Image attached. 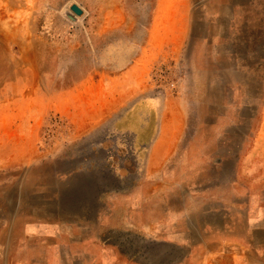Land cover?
Returning <instances> with one entry per match:
<instances>
[{"label": "rangeland", "instance_id": "374dc122", "mask_svg": "<svg viewBox=\"0 0 264 264\" xmlns=\"http://www.w3.org/2000/svg\"><path fill=\"white\" fill-rule=\"evenodd\" d=\"M154 4L0 0V264L176 261L181 248L163 239L184 225L149 229L133 219L150 212L162 223L164 210L183 206L182 185L192 180L212 183L213 195L226 199L236 181L238 208L244 192L252 195L247 222L237 212L225 227L220 217L209 219V249L236 250L230 235L251 234V263H263L264 0L194 1L196 29L186 48L153 58L146 92L178 98L188 124L163 176H145L127 159L126 142L104 144L105 129L79 135L76 108H61L70 85L114 59L106 44L147 25ZM148 184L160 191L144 201Z\"/></svg>", "mask_w": 264, "mask_h": 264}, {"label": "crops", "instance_id": "0c3cea01", "mask_svg": "<svg viewBox=\"0 0 264 264\" xmlns=\"http://www.w3.org/2000/svg\"><path fill=\"white\" fill-rule=\"evenodd\" d=\"M154 1L149 23L136 26L133 32L126 31L123 36L108 42L105 46L106 55L114 59L102 63L100 69L86 72L74 85H70L64 92L68 99L64 100L61 107L68 114L76 108L72 113H76L78 119L76 131L79 135L90 137L97 130L105 129L104 144L107 141L118 147L126 142L125 145L130 150L126 154L127 159H132L139 169L143 168L147 177L163 176L166 173L167 162L176 145L182 142L188 125L182 102L178 98L146 92L148 68L153 58L174 57L186 48L195 33L193 21L197 10L193 7V2L197 0ZM136 29L138 30L135 32ZM141 30L143 35L140 38L137 33ZM32 127L29 123L28 128ZM38 127L36 126L37 134ZM117 151L120 152V149ZM192 182L182 185L183 206L164 210L162 217L165 220L162 223L156 221L150 212L143 213L148 214L146 220L133 219V223L148 225L149 229L152 226L156 229L159 224L175 226L180 223L185 226L179 236L173 232L175 235L163 239V242L175 245L182 251L176 261L168 264H252L250 258L254 241L251 234L232 233L227 241L236 250L221 253L220 250L209 249L212 237H209V229L206 228L211 223V217H220V225L225 227L223 219L226 220L236 212L241 213L247 222L249 210L246 206L247 202H252V195L249 193L247 197V192H244L245 208H238L239 186L236 181L229 185L232 193L229 199L214 196L213 189L216 186L212 183L201 184L200 180ZM158 191L160 188L156 185H146L145 193L148 195L144 201H150V194ZM193 204L196 207L191 206ZM136 212L139 211L133 209V213ZM145 235L149 239H156L151 232ZM227 241H224L227 244L224 246L229 247ZM238 248L249 250V253L239 251L236 254ZM259 255L260 258L264 257V252H259ZM118 264L151 263L128 258L120 259Z\"/></svg>", "mask_w": 264, "mask_h": 264}, {"label": "water", "instance_id": "95a60500", "mask_svg": "<svg viewBox=\"0 0 264 264\" xmlns=\"http://www.w3.org/2000/svg\"><path fill=\"white\" fill-rule=\"evenodd\" d=\"M71 9L77 15H82L83 14V9L80 6L76 5V4L72 5Z\"/></svg>", "mask_w": 264, "mask_h": 264}]
</instances>
